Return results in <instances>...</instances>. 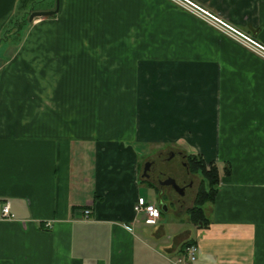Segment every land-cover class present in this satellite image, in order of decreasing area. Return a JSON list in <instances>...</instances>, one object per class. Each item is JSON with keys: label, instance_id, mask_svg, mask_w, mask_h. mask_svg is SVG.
Here are the masks:
<instances>
[{"label": "crops", "instance_id": "1", "mask_svg": "<svg viewBox=\"0 0 264 264\" xmlns=\"http://www.w3.org/2000/svg\"><path fill=\"white\" fill-rule=\"evenodd\" d=\"M193 1L264 45V0ZM33 11L31 0H0V264H264V56L172 0H60L30 20ZM148 48L171 63L168 88L155 85L154 138L138 98ZM200 101L208 140L195 151L218 165L219 191L204 222L190 219L194 197L178 210L187 222L147 224L135 211L141 183H154L146 198L161 210L175 192L143 175L140 148L192 143L168 139L164 113L191 116ZM191 243L197 259L178 262Z\"/></svg>", "mask_w": 264, "mask_h": 264}, {"label": "rangeland", "instance_id": "2", "mask_svg": "<svg viewBox=\"0 0 264 264\" xmlns=\"http://www.w3.org/2000/svg\"><path fill=\"white\" fill-rule=\"evenodd\" d=\"M57 1L58 0H31V3L33 4V8L36 11H43L41 9L46 8L47 10H54L57 7ZM30 9V8H28ZM149 33V32H148ZM154 33V32H151ZM148 39V38H147ZM147 53H148V57L146 62H143L141 65V69H142V73L145 74V80H142L141 82V88L145 90L144 94L141 93V95H139V102L141 104L142 107H145L144 110L141 111L142 115H145V120L142 121V130L143 133L145 134V136L147 138H154L155 136L161 135V122L159 121L160 116H157V113H160L161 111L157 109V102L160 100L161 96L158 94H156L154 91L155 90V85L157 84L158 86H161L162 88H168V83L170 84V77H168L166 75V71H168V67H170L171 63L165 62L164 58H159L160 62H154V57H149V55H153L152 52L149 51V48L147 49ZM159 51V50H158ZM168 66V67H166ZM154 68L157 69V71H162V73L164 74L161 79H159L160 75L159 73L155 74L154 72ZM106 71H104V75H106ZM159 75V76H158ZM176 81V80H174ZM105 84H109V79L105 78L104 80ZM174 84V83H173ZM120 85H122V82L120 83ZM199 97L202 98V96L199 95ZM196 106H199L198 109L200 110H194V115L189 116V114H193V112H188V110H182L180 108V110H175L174 111H165L164 114H167L166 117H164V121L166 123V119L169 121H172L171 119L173 118V125L166 127V129L168 130H172V133H168V139L170 138H180L182 135H186V136H191L189 137L192 143H187V142H173L170 144H166V143H162V142H153L150 144H147L146 146V151L145 149H141L140 148V155L144 156V158L142 159V163H144L146 160L148 161L149 159L152 160V158L154 159H158L159 162V166L157 168V171L155 173H160V171L162 172V177L163 179L166 178L167 176L170 178H174L178 183H182L183 180L186 179H192L193 180V185L192 186H188L186 189V192H184L183 194L179 193L177 194V192L175 190H173V188L171 187H165L167 189H169L170 191L173 190V192H175L174 194H172V198H174V203L169 202V206L171 205V210L166 211V209H163L162 211V218L159 220V223H165L166 224V228L168 231H171L173 224H179V220L181 218L184 219V222H187V218H188V213H181L179 214L178 210L179 208H186L188 206H191L194 197L196 196V193L198 191V188L201 184L202 181V176L198 173H188L187 172V167L185 166L183 161V157L181 154H179V152H181L182 154H184L185 152H187L188 154L190 153H197L196 151L199 150L201 151L202 148L204 147L205 143H203V141H206L208 139H204L203 138V131L204 129H206L202 122V117L204 118V116L206 114H208L209 112L203 108V103H196ZM192 111V109L190 110ZM194 119L195 123H199V127L195 126L194 128L190 127V121H192ZM215 119V118H213ZM193 121V122H194ZM212 129V128H210ZM160 130V131H159ZM159 133V134H158ZM158 134V135H156ZM131 146L133 148L136 149V145L135 144H131ZM170 150H174V156L173 154H170V159H165L167 156H169V151ZM196 150V151H195ZM163 152L162 156H160L161 153L159 152ZM215 154L216 156H218V147L217 145L215 146ZM147 163V162H146ZM220 167L221 170L223 171V164L222 162H220ZM149 178L154 180L156 186L158 188H162L163 186H161L158 181L152 177V175H149ZM167 179V178H166ZM141 187H142V193L145 194L146 197H150L152 192L149 189L148 184L145 183H141ZM165 189L166 191H164L163 194H157V198L162 197L163 200H168V191ZM161 190V189H159ZM179 200V201H178ZM168 202V201H167ZM183 202L184 205H180L178 206V203ZM184 227L188 226L187 223H184L183 225Z\"/></svg>", "mask_w": 264, "mask_h": 264}, {"label": "built area", "instance_id": "3", "mask_svg": "<svg viewBox=\"0 0 264 264\" xmlns=\"http://www.w3.org/2000/svg\"><path fill=\"white\" fill-rule=\"evenodd\" d=\"M177 5L182 7L183 9L195 14L197 17L202 18L212 26L221 30L222 32L232 36L234 39L238 40L242 44L248 46L255 52L264 56V45L258 42L257 40L249 37L248 35L242 33L240 30L235 28L230 23L226 22L216 14L207 10L200 4L196 3L193 0H172ZM135 211L137 213L143 212L145 214V221L147 224H156L158 219L161 217V209L155 202L149 201L146 197L140 196L138 198L137 204L135 205ZM90 210H86L85 214L88 216ZM3 214L6 217L10 216V205L6 203L3 207ZM46 227H51L52 224L50 222L45 223ZM199 252V247L196 243L188 244L185 248V256L178 259V262H183L185 258L189 260V262H193L197 259V255Z\"/></svg>", "mask_w": 264, "mask_h": 264}, {"label": "trees", "instance_id": "4", "mask_svg": "<svg viewBox=\"0 0 264 264\" xmlns=\"http://www.w3.org/2000/svg\"><path fill=\"white\" fill-rule=\"evenodd\" d=\"M187 168L191 173H198L202 176L201 184L195 196L193 206L188 210L190 219L196 223L204 222V205L212 202L220 187V171L218 165L214 162H207L204 157L197 153L187 155ZM229 171V170H228ZM148 185L155 186L148 182ZM161 210V214H162Z\"/></svg>", "mask_w": 264, "mask_h": 264}, {"label": "flooded vegetation", "instance_id": "5", "mask_svg": "<svg viewBox=\"0 0 264 264\" xmlns=\"http://www.w3.org/2000/svg\"><path fill=\"white\" fill-rule=\"evenodd\" d=\"M159 153H161L160 154V156H162V154H163V152L161 151V152H159ZM171 153H173L174 154V152H169V155L171 154ZM179 154H181L182 155V157H183V161L182 162H184V164H185V166H187V156H185V154H182L181 152H179ZM166 158H169V156H167ZM158 166H159V160L157 159H154V158H152V161H151V166H150V169H149V174H150V176L152 175V177H154L157 181H158V183L161 185V186H163V185H165V186H167V187H171V188H173V190H175L176 192H178V190H176L174 187H173V185L172 184H162L161 183V181L162 180H166V178L168 179V178H170V177H166V178H164L163 179V177H162V172L160 171V173H155L156 171H157V168H158ZM156 170V171H155ZM187 172L188 173H190V171L189 170H187ZM174 179V178H173ZM177 182V181H176ZM178 183V182H177ZM180 186H185V189H186V187H188V186H192L193 185V180L192 179H184L183 180V182L182 183H178ZM178 194H179V192H178Z\"/></svg>", "mask_w": 264, "mask_h": 264}, {"label": "water", "instance_id": "6", "mask_svg": "<svg viewBox=\"0 0 264 264\" xmlns=\"http://www.w3.org/2000/svg\"><path fill=\"white\" fill-rule=\"evenodd\" d=\"M59 6H60V0L57 1V7L56 9L54 10H48V11H33L31 12L30 16H29V19L30 20H33L35 17L37 16H44V15H48V14H54L56 12H58L59 10ZM151 161L152 160H149L146 165H145V168H144V172H143V175L144 176H147L149 177V169H150V166H151ZM162 184H172L173 187L178 190L179 193L183 194L185 192V186H180L175 179L173 178H168L166 180H162L161 181Z\"/></svg>", "mask_w": 264, "mask_h": 264}]
</instances>
